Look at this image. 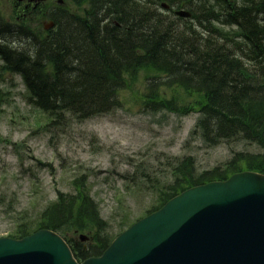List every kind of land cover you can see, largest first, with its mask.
I'll use <instances>...</instances> for the list:
<instances>
[{
    "label": "trees",
    "instance_id": "obj_1",
    "mask_svg": "<svg viewBox=\"0 0 264 264\" xmlns=\"http://www.w3.org/2000/svg\"><path fill=\"white\" fill-rule=\"evenodd\" d=\"M89 1V14L104 11L105 23L93 17L90 23L79 19L74 31L61 22L60 35L45 40L46 49L37 46L30 54L0 47L7 69L22 73L33 105L46 118L60 119L66 112L78 118L106 113L116 107V93L126 86L125 75L151 68L165 75L169 86L202 97L195 105L200 118L194 134L198 132L208 147L244 143L258 148L235 151L229 161L200 173L192 156L175 161L172 181L154 183L160 186L159 206L190 186L222 180L234 172L264 173V0L222 4L167 0L190 9L191 20L162 16L152 0ZM215 8L221 14L216 15ZM70 41L81 56L72 55ZM154 99L159 96L154 94ZM158 102L159 109L181 115L192 112L173 100ZM74 190L59 193L37 219L22 215L12 236L22 237L39 227L62 234L72 228L94 229V242L87 249L70 246L77 259L100 254L112 235H104L105 222L82 177ZM129 223L127 216L119 231Z\"/></svg>",
    "mask_w": 264,
    "mask_h": 264
},
{
    "label": "rangeland",
    "instance_id": "obj_2",
    "mask_svg": "<svg viewBox=\"0 0 264 264\" xmlns=\"http://www.w3.org/2000/svg\"><path fill=\"white\" fill-rule=\"evenodd\" d=\"M14 1L0 0L1 23L10 18L14 21L13 17L17 19L15 13L19 14L21 8H15ZM50 2L56 5V0ZM65 4L78 14L86 6L85 3L77 6L70 0H65ZM160 11L168 18L173 17L172 12L162 8ZM57 13L58 10L43 19L41 25L57 19ZM19 21H14L16 28L24 26L39 34L40 39L46 34L50 36V32L59 33L51 27L43 29L39 22L24 25ZM65 22L63 28L72 21ZM70 28L74 30L73 26ZM68 43L72 55L81 56L78 47L72 41ZM39 46L47 48L41 40ZM165 80L156 70L138 69L125 75L126 86L116 93L117 104L110 111L84 119L66 114L58 121L46 118L30 106L20 75H0V190L18 194L16 209L29 202L35 211L49 197L53 198L57 190L73 192V179L87 175L107 233H117L119 222L126 214L135 220L158 205L151 187L160 179L161 183L172 181V164L179 157L191 155L196 172L200 173L225 163L234 151L258 150L257 146L244 143L208 147L198 132L190 137L199 117L195 105L201 103L202 97L168 86ZM154 94L159 99H154ZM158 100L185 104L193 112L179 115L159 109ZM73 231H68V235L78 239V233ZM93 231L82 233L90 235ZM93 242L87 238L82 244L87 247Z\"/></svg>",
    "mask_w": 264,
    "mask_h": 264
},
{
    "label": "water",
    "instance_id": "obj_3",
    "mask_svg": "<svg viewBox=\"0 0 264 264\" xmlns=\"http://www.w3.org/2000/svg\"><path fill=\"white\" fill-rule=\"evenodd\" d=\"M0 264L78 263L43 229L0 239ZM80 264H264V174L245 171L191 187Z\"/></svg>",
    "mask_w": 264,
    "mask_h": 264
},
{
    "label": "flooded vegetation",
    "instance_id": "obj_4",
    "mask_svg": "<svg viewBox=\"0 0 264 264\" xmlns=\"http://www.w3.org/2000/svg\"><path fill=\"white\" fill-rule=\"evenodd\" d=\"M23 1L25 2V5H24L25 10H26V9H29V6H31L32 4L29 2V0H23ZM25 15L29 16L30 13L27 11V12L25 13Z\"/></svg>",
    "mask_w": 264,
    "mask_h": 264
}]
</instances>
